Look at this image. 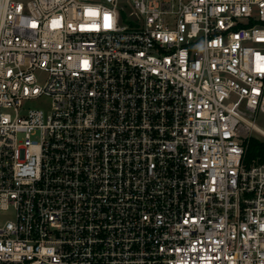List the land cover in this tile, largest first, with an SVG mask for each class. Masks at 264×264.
<instances>
[{"label": "built area", "instance_id": "2783aa9c", "mask_svg": "<svg viewBox=\"0 0 264 264\" xmlns=\"http://www.w3.org/2000/svg\"><path fill=\"white\" fill-rule=\"evenodd\" d=\"M260 115L264 0H0V264H264Z\"/></svg>", "mask_w": 264, "mask_h": 264}, {"label": "trees", "instance_id": "16d2710c", "mask_svg": "<svg viewBox=\"0 0 264 264\" xmlns=\"http://www.w3.org/2000/svg\"><path fill=\"white\" fill-rule=\"evenodd\" d=\"M248 162L264 160V141L252 138L249 141L246 153Z\"/></svg>", "mask_w": 264, "mask_h": 264}, {"label": "rangeland", "instance_id": "374dc122", "mask_svg": "<svg viewBox=\"0 0 264 264\" xmlns=\"http://www.w3.org/2000/svg\"><path fill=\"white\" fill-rule=\"evenodd\" d=\"M44 80V76H42V78L40 79L41 82H43ZM46 98H40L37 100H30L27 105L29 107H46ZM258 124H260L262 127H264V115H260L258 118ZM11 215H7L4 218L8 219L10 218Z\"/></svg>", "mask_w": 264, "mask_h": 264}, {"label": "snow or ice", "instance_id": "6c2138e0", "mask_svg": "<svg viewBox=\"0 0 264 264\" xmlns=\"http://www.w3.org/2000/svg\"><path fill=\"white\" fill-rule=\"evenodd\" d=\"M105 19H107V17H105Z\"/></svg>", "mask_w": 264, "mask_h": 264}]
</instances>
